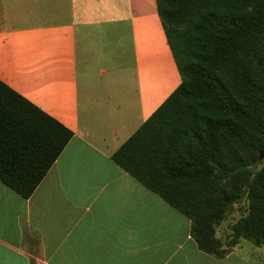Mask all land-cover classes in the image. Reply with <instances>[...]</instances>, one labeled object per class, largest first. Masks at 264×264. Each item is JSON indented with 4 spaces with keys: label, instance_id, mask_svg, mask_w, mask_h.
Instances as JSON below:
<instances>
[{
    "label": "crops",
    "instance_id": "0c3cea01",
    "mask_svg": "<svg viewBox=\"0 0 264 264\" xmlns=\"http://www.w3.org/2000/svg\"><path fill=\"white\" fill-rule=\"evenodd\" d=\"M125 38L146 70L95 77L136 84L89 81L96 43L112 62ZM166 49L156 0H0V80L74 133L30 198L0 181V264H264L242 242L224 259L200 250L190 219L112 159L181 83L155 79Z\"/></svg>",
    "mask_w": 264,
    "mask_h": 264
},
{
    "label": "trees",
    "instance_id": "16d2710c",
    "mask_svg": "<svg viewBox=\"0 0 264 264\" xmlns=\"http://www.w3.org/2000/svg\"><path fill=\"white\" fill-rule=\"evenodd\" d=\"M156 1L181 83L112 159L190 219L203 252L262 247L264 0ZM73 136L0 80L2 183L30 198ZM236 206L241 217L218 236Z\"/></svg>",
    "mask_w": 264,
    "mask_h": 264
},
{
    "label": "rangeland",
    "instance_id": "374dc122",
    "mask_svg": "<svg viewBox=\"0 0 264 264\" xmlns=\"http://www.w3.org/2000/svg\"><path fill=\"white\" fill-rule=\"evenodd\" d=\"M119 41H120L119 46L116 49L113 46L112 49H113V51L116 50L119 55L126 56V57L121 56L119 58L120 64H119V60L107 62L104 58L99 57V56L102 57V55L103 56L108 55L110 48H108V47L105 48L107 41H105L103 44L100 41L96 43V46L93 48V52L95 53V56L93 58H95L96 56H97V58L94 62H92L90 64L91 70H92V72L90 74L92 75V77H91V79H88L89 81H92V82L99 84L100 87H104L105 85L107 86V82H109V81L117 83L118 88H124L125 86L130 88V87H133L134 83L136 84L137 80H136V78H134V74L132 72H135V67L138 64H141L145 68V70H146V65L142 62L139 63L137 58H132L130 53L125 54L123 52V51H131V46H130L131 40L130 39L125 38L122 40L120 39ZM121 52H123V54H121ZM99 53L102 55H100ZM122 59H124V60H122ZM122 61H125L127 63L128 68L130 69V71H132L131 73L133 75L129 74L128 78H126L124 75L121 74L118 76L117 79H112V78H108V77H104V78L95 77L97 75V73L100 71H104V70L118 71L121 67L120 65H122V63H121ZM160 70H161V72L165 71V73L163 74V76H161V78H159V79H158V77L155 78L156 81H158L160 84L170 83L171 79L174 77L175 74H178V76L181 78L180 73L178 71V68H177V66L173 60V57H172L169 49H166V51L161 50V68H160ZM81 72L83 73L82 69H81ZM81 80L83 82L88 81L86 79H81ZM169 91H171V90H169ZM169 91H167V93H169ZM82 97H83V99L86 98V86L82 88ZM83 109L84 110L86 109V105L84 102H83ZM239 208H240V206H236L233 209V211L230 213V215L228 216L227 220L219 228L218 232H219L220 237L226 238L227 235H229V233L231 232V227L233 226V224L241 217V212H240ZM241 242H242V245L244 246L245 249L258 250V256H264V246L258 247V249H257V247L255 245H253L251 242H248V241H241Z\"/></svg>",
    "mask_w": 264,
    "mask_h": 264
},
{
    "label": "water",
    "instance_id": "95a60500",
    "mask_svg": "<svg viewBox=\"0 0 264 264\" xmlns=\"http://www.w3.org/2000/svg\"><path fill=\"white\" fill-rule=\"evenodd\" d=\"M259 160H260V162H262L264 160V152L260 155Z\"/></svg>",
    "mask_w": 264,
    "mask_h": 264
}]
</instances>
